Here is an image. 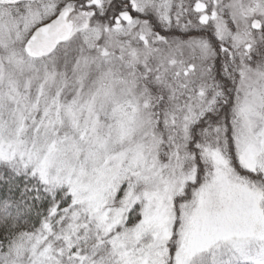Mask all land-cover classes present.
<instances>
[{
  "label": "snow or ice",
  "instance_id": "1",
  "mask_svg": "<svg viewBox=\"0 0 264 264\" xmlns=\"http://www.w3.org/2000/svg\"><path fill=\"white\" fill-rule=\"evenodd\" d=\"M0 264H264V0H0Z\"/></svg>",
  "mask_w": 264,
  "mask_h": 264
}]
</instances>
